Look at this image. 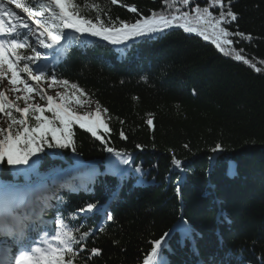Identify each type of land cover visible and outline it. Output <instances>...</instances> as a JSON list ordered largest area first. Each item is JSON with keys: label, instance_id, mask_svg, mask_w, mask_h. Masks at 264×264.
I'll return each instance as SVG.
<instances>
[{"label": "trees", "instance_id": "1", "mask_svg": "<svg viewBox=\"0 0 264 264\" xmlns=\"http://www.w3.org/2000/svg\"><path fill=\"white\" fill-rule=\"evenodd\" d=\"M73 2L94 22L100 15L117 26L153 12L195 15L196 7L180 0ZM197 4L213 15L220 11L211 0ZM231 9L238 19L229 30L245 34L230 37L231 55L174 26L135 40L123 53L99 43L78 45L71 37L43 69V80H67L69 85L59 84L70 89L76 84L84 90L81 95L74 89L79 95L107 109V130L99 128L93 136L73 124L75 152L53 148L39 156V171L62 159L95 162L92 183L76 193L60 189L63 202L51 200L52 207L42 213L46 223L40 226L51 234L58 229V214L74 230L89 232L74 264H143L156 240L162 245L158 264H264V0H231ZM4 18L5 27L14 23ZM18 51L32 55L30 49ZM236 51L250 63L235 60ZM44 115L52 113L45 109ZM35 123L30 111L29 125ZM109 147L126 153L129 162ZM2 178L14 179L7 165ZM58 179L41 189L53 188ZM87 203L99 210L79 212ZM107 213L114 219L107 220ZM178 222L188 236L173 230ZM93 248L100 254L91 256Z\"/></svg>", "mask_w": 264, "mask_h": 264}, {"label": "snow or ice", "instance_id": "2", "mask_svg": "<svg viewBox=\"0 0 264 264\" xmlns=\"http://www.w3.org/2000/svg\"><path fill=\"white\" fill-rule=\"evenodd\" d=\"M117 2L118 0H110L112 4ZM9 3L14 4L15 9L26 13L27 18L17 15L8 6ZM180 3L182 5L196 4V7L192 9L195 15L190 14L189 11H179V14L153 12L149 16L136 19L135 22L119 21L117 26L116 21L109 20L105 23L100 15L95 17V22L87 18L79 11V6L73 0H0V77L11 73L9 83L22 84L24 93H32L34 91L32 84L24 80L21 73H27L32 81H39L44 75L43 68L37 65L35 71L39 74L33 75L30 64H36L37 61L46 57L29 43L30 39L35 37L40 47L52 49L60 44L63 38L69 36L65 29L81 35L99 37L112 45H122L134 38H151L175 26L186 33H195L203 37L205 41L211 40L212 44L225 55H231L235 51L227 47L233 44L230 37H244L245 34L238 30L232 32L228 28V25L238 19L237 13L231 9V0H228L227 5L224 0H211L213 7L220 8L218 15H213L209 7L201 8L197 0H180ZM96 10L100 11L98 6ZM130 11L135 13L137 8L132 6ZM2 17L12 19L14 23L5 27ZM33 21L37 26L35 29L32 26ZM248 38L251 39V36L249 35ZM20 49H30L32 55H21L18 51ZM234 58L237 61L250 63L238 51L235 52ZM21 61L24 62L23 67H19ZM252 66L255 67V65ZM256 71L259 72L260 69L257 68ZM51 79L56 82L54 76ZM58 83L69 85L67 80ZM71 88L77 89L81 95L84 94V90L78 89L76 84H72ZM15 91L20 92L21 89L17 88ZM45 95L46 93L40 90L41 99ZM57 95L61 94L57 93ZM72 96L75 97L76 93L73 92ZM21 98L17 95L15 100L19 101ZM23 99L25 106L21 107L0 90V114L10 121L7 127L0 126V264H13V260L15 264H74L78 254L85 250L83 242L89 237V232L74 230L65 222L67 217L58 214L56 217L58 229L51 234L40 226L43 221L38 215L34 217L32 212V209L38 206L40 213L48 210L52 207L51 200L63 202V197L58 193L60 188L67 185L60 184L58 188L44 187L36 191L33 187L35 182L31 177L40 162L39 154L45 153L46 149L71 147L73 152L76 151L71 131L73 124L87 129L93 136H97L100 127L107 130L108 125L100 119L99 106L95 120H90L88 116L78 115L66 102L53 103V96L48 95L47 109L52 113L49 118L44 115L45 107L37 103H29V100L34 97L25 95ZM75 102L77 105L84 103L79 98H76ZM13 110L19 114V118L13 114ZM30 111L36 121L35 126L29 125ZM147 123L151 125L153 121L149 119ZM216 148L219 149L220 145L218 144ZM107 151L121 156L124 164L129 162L128 159L123 158L127 156L126 153L121 154L111 147L107 148ZM34 157L36 159H33ZM5 165L8 166L14 178L11 181L2 178ZM175 165L180 167L181 161L175 160ZM136 171L140 170L136 169ZM20 176L24 177L23 185L15 180ZM46 192L51 195H44ZM97 210L99 206L94 203H87L85 207L78 209L79 212L84 213ZM106 219L111 221L114 217L111 213H107ZM77 232H79L78 237ZM36 236L39 237V243ZM8 237L11 238V244ZM76 245H79V248H76ZM13 246L19 249L15 256L12 255ZM161 246V240H156L155 246L143 264H158ZM99 254V249H91V256Z\"/></svg>", "mask_w": 264, "mask_h": 264}, {"label": "rangeland", "instance_id": "3", "mask_svg": "<svg viewBox=\"0 0 264 264\" xmlns=\"http://www.w3.org/2000/svg\"><path fill=\"white\" fill-rule=\"evenodd\" d=\"M8 6L10 8H12L13 11H15L17 13V15H21V16L27 18V14L23 13L22 10L15 9V5L14 4L9 3ZM32 26H33V29H35V27H37L34 24V21L32 22ZM66 31H68V29H65V32ZM37 35H38V33H37ZM31 39H32L33 45H34L33 47H35L37 51H40V52L44 53L45 57H46V58H42L41 60L37 61L36 64H31V67L33 68V75H38L39 73H37L35 71L37 65H40L42 68L47 67L49 65V61L52 60L53 56L52 55H46L47 54L46 51H48L49 49H44V48L40 47L39 44L36 43L35 37H32ZM21 77L24 80H27V81H29L32 84V86L34 88V91L32 93H30V94L24 93L22 91V89H23V85L22 84L12 85L11 83H9V78L10 77H0V90L4 91L5 95L9 99L15 101L21 107L25 106L23 97L25 95H29L31 97H34V99L29 100V103L40 104L41 106L45 107L46 110H48L47 109V96L51 95V96H53V103L66 102V104L68 106H70L71 109L73 111H75L78 115L88 116L89 117V116H92V115L96 114V111H97L96 104L94 102H92V101L87 100L86 98L82 97L81 95H79L76 92V90H74V89L63 88L57 82L43 80L42 78L39 81H32L30 79V77H28L27 73H23V72L21 73ZM49 85H52V87H49ZM17 88L21 89V91L20 92L15 91V89H17ZM40 90H43L46 93V95L44 96L43 99H41ZM73 92L76 93L75 97L72 96ZM57 93H60L61 95H57ZM17 95H20L22 97L19 101L15 100ZM76 98H79L84 103H82L81 105H77L76 102H75ZM99 111H100V119L104 121V118H105L104 111L101 110L100 108H99ZM9 122L10 121L7 119V117L2 116V118L0 120V126L7 127V124ZM100 128L104 129L103 127H100ZM13 130L15 131V129H13ZM59 134L60 133H58V135ZM39 156H40V154H39ZM33 159H36V158L34 157ZM14 264H15V262H14Z\"/></svg>", "mask_w": 264, "mask_h": 264}, {"label": "water", "instance_id": "4", "mask_svg": "<svg viewBox=\"0 0 264 264\" xmlns=\"http://www.w3.org/2000/svg\"><path fill=\"white\" fill-rule=\"evenodd\" d=\"M71 162H73V160H69V159H62L58 165L55 166H51V167H47L44 170H38V168H36V172L35 175L36 177L34 178V180H32L33 182H35L33 184V187H37L41 184H43L44 182L52 179L56 174H57V170L60 166H67L68 164H70ZM39 176V177H38ZM37 178V179H36Z\"/></svg>", "mask_w": 264, "mask_h": 264}, {"label": "bare ground", "instance_id": "5", "mask_svg": "<svg viewBox=\"0 0 264 264\" xmlns=\"http://www.w3.org/2000/svg\"><path fill=\"white\" fill-rule=\"evenodd\" d=\"M58 178H59L58 180L61 179L60 177H58ZM38 209H39V208H37V207L34 208V209H32V212H33V215H34V216L37 214Z\"/></svg>", "mask_w": 264, "mask_h": 264}]
</instances>
